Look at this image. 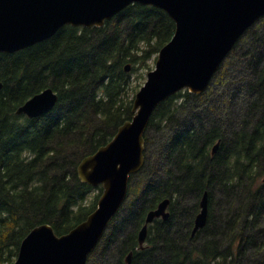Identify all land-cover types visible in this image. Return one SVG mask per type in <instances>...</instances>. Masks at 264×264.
<instances>
[{
  "label": "trees",
  "instance_id": "1",
  "mask_svg": "<svg viewBox=\"0 0 264 264\" xmlns=\"http://www.w3.org/2000/svg\"><path fill=\"white\" fill-rule=\"evenodd\" d=\"M175 31L163 10L135 4L104 27L66 26L21 52L0 53V264H14L35 227L49 224L62 236L96 210L100 196L90 199L93 188L80 180L78 167L132 120L143 78L134 74ZM245 38L251 41L240 56ZM232 56L239 57L233 87L211 95ZM48 87L59 95L52 112L16 115ZM198 101L206 109L183 127L178 113ZM154 128L162 136L170 128L158 158L150 166L145 135V165L131 177L127 202L87 264H126L130 253L133 264H264V17L202 95L185 90L157 108L147 133ZM205 192L208 222L193 236ZM166 199L171 216L149 226L141 249L147 213Z\"/></svg>",
  "mask_w": 264,
  "mask_h": 264
},
{
  "label": "water",
  "instance_id": "2",
  "mask_svg": "<svg viewBox=\"0 0 264 264\" xmlns=\"http://www.w3.org/2000/svg\"><path fill=\"white\" fill-rule=\"evenodd\" d=\"M135 4L163 10L175 22L176 31L136 96L132 120L78 167L84 184L103 188L97 208L62 236L49 224L35 227L23 240L14 264H87L127 202L131 177L145 165V135L157 108L185 90L202 95L241 37L264 17V0H0V53L21 52L47 41L66 26L104 27ZM131 68L127 65L126 71ZM3 86L0 82V91ZM58 101V93L48 87L21 105L16 115L38 118L52 112ZM219 147L220 142L214 154ZM170 203L166 199L147 213L139 233L141 249L149 226L158 219L169 220ZM208 217L209 194L205 192L193 236L206 227ZM133 256L128 255L126 264H133Z\"/></svg>",
  "mask_w": 264,
  "mask_h": 264
},
{
  "label": "rangeland",
  "instance_id": "3",
  "mask_svg": "<svg viewBox=\"0 0 264 264\" xmlns=\"http://www.w3.org/2000/svg\"><path fill=\"white\" fill-rule=\"evenodd\" d=\"M250 39L251 38H247L245 40V42L243 43V45H241L240 48L238 49V52H241L240 53V56H241V54H243V51L246 49L245 48V45L247 46V43H249L251 41ZM158 55L159 54H157V55H155V56L152 57V59L148 63V66H145L144 68H142V66H140V65L138 66L140 68L134 74V78L137 79L141 75H142L143 78H141L139 80V82H137L139 85L141 84V86L139 87L137 93L135 94L136 96H137L138 92L141 90V88L147 82L148 74L151 71L155 70V68H156V62H157V59H158ZM236 58H239V57L238 56L237 57L232 56L229 59L228 64H227V68L228 69L227 70H224V74L225 75L222 77L223 80L220 79L219 80V84L218 83H213V89L212 90L214 92L211 95L215 96L218 91H220V94H221L225 89L233 87L234 80H235L236 74H237L236 73L237 72V69L235 68V66L237 65V62H235ZM227 93L228 94L225 96V98L229 97L230 91L228 92V90H227ZM190 105H187L180 113H178V118L183 121V127H184L185 124L190 125L191 123H195V121L197 120L196 117H195L196 115L193 114V113H195V111L198 112L199 109L200 110L206 109L205 108L206 106H204L205 104H203L201 101H198V102L192 104L191 106ZM239 105L240 104H237V106H239ZM222 107H223L222 104H220L219 105V108L217 109L218 112H219L218 113L219 115H222V113H225V111L221 110ZM218 114H217V116H218ZM156 130L157 129H155V130H151L150 129L149 132L146 134L148 136V138H149L148 151H147V155L150 158L148 160L149 161V164H150V160L152 161L151 164H150V166H152V165L155 164L154 161H153V158H155V160H157L158 153L160 151V147H161V145L163 143V140H161V139L162 138H165V136H167L166 133L168 131H170V128L166 129V131L161 132V133L164 134L163 136L160 134V132H158V130L157 131ZM139 180H140V178H139ZM139 180H138V178L137 179H134L132 181V186H136V184L139 182ZM102 193H103V189H101V187H99V188H93L92 192L90 193V199L92 198V200H93L94 197L97 196V195L101 197ZM130 199H132V197Z\"/></svg>",
  "mask_w": 264,
  "mask_h": 264
},
{
  "label": "bare ground",
  "instance_id": "4",
  "mask_svg": "<svg viewBox=\"0 0 264 264\" xmlns=\"http://www.w3.org/2000/svg\"><path fill=\"white\" fill-rule=\"evenodd\" d=\"M112 19H113V18H112ZM253 26H254V25H253ZM253 26H252V27H253ZM252 27H250V29H251ZM248 30H249V29H248ZM244 35H245V34H244ZM244 35H243V36H244ZM243 36H242V37H243ZM242 37H241V38H242ZM229 55H230V54H229ZM226 59H227V57H226ZM220 68H221V67H220Z\"/></svg>",
  "mask_w": 264,
  "mask_h": 264
},
{
  "label": "flooded vegetation",
  "instance_id": "5",
  "mask_svg": "<svg viewBox=\"0 0 264 264\" xmlns=\"http://www.w3.org/2000/svg\"><path fill=\"white\" fill-rule=\"evenodd\" d=\"M45 89H46V88H45ZM43 90H44V89H43ZM1 91H2V90H1ZM1 91H0V92H1ZM41 91H42V90H41ZM41 91H40V92H41ZM38 93H39V92H38ZM38 93H36V94H38Z\"/></svg>",
  "mask_w": 264,
  "mask_h": 264
}]
</instances>
